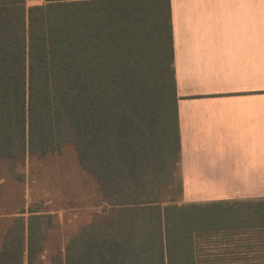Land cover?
Returning <instances> with one entry per match:
<instances>
[{"label":"trees","instance_id":"obj_1","mask_svg":"<svg viewBox=\"0 0 264 264\" xmlns=\"http://www.w3.org/2000/svg\"><path fill=\"white\" fill-rule=\"evenodd\" d=\"M0 0V185L74 147L92 216L2 210L0 264H264V198L183 201L171 0Z\"/></svg>","mask_w":264,"mask_h":264},{"label":"crops","instance_id":"obj_2","mask_svg":"<svg viewBox=\"0 0 264 264\" xmlns=\"http://www.w3.org/2000/svg\"><path fill=\"white\" fill-rule=\"evenodd\" d=\"M183 201L264 198V0H171Z\"/></svg>","mask_w":264,"mask_h":264},{"label":"rangeland","instance_id":"obj_3","mask_svg":"<svg viewBox=\"0 0 264 264\" xmlns=\"http://www.w3.org/2000/svg\"><path fill=\"white\" fill-rule=\"evenodd\" d=\"M40 1L29 0L28 5ZM24 171V181L5 179L0 185V207L2 210L39 206L55 213L56 222L49 237V250L64 249L70 236L92 216L89 199L99 198L98 187L79 164L73 146L67 145L60 155H50L43 159H30ZM5 226L0 221V235ZM1 239V236H0ZM42 264H49L44 256Z\"/></svg>","mask_w":264,"mask_h":264}]
</instances>
